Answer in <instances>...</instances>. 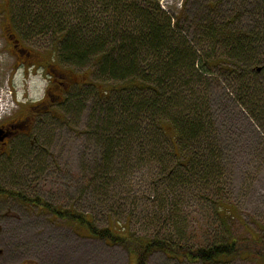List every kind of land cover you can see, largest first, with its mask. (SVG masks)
Wrapping results in <instances>:
<instances>
[{
	"label": "rangeland",
	"instance_id": "374dc122",
	"mask_svg": "<svg viewBox=\"0 0 264 264\" xmlns=\"http://www.w3.org/2000/svg\"><path fill=\"white\" fill-rule=\"evenodd\" d=\"M67 2L59 0L58 5L64 8ZM92 2L97 4L90 9L99 28L113 26L111 9L99 5L97 0ZM32 3L0 0V107H4L0 111V126H14L8 145L0 150V189L40 197L60 209H75L88 215L98 228H113L115 224L119 234L131 231L136 237H158L190 249L225 242L228 237L243 242L259 237L264 240V121L259 122V128L238 105L239 89L232 77L215 71L206 82L218 132L219 172L213 177L191 174L192 180L200 179L198 186L176 191L178 205L173 206L174 196L169 198L166 193L163 197L161 192L172 182L164 172L159 173L161 165L145 168V156L139 162L136 157L133 169L126 173L97 176L95 168L107 159L104 147L91 133L90 118L96 103L92 92L81 93L76 105L68 101L56 104L51 115L41 112L43 104L29 109L46 101L49 82L43 68L30 63L53 60L58 64L56 35L34 31L26 20ZM152 4L171 18L173 29L197 49L199 46V50L212 47H206L207 37L198 30L200 20L243 31L264 24V0H154ZM261 33L256 34L264 50ZM8 36L19 39L23 47L31 50L33 59L18 57ZM58 65L61 70L74 73L81 83L72 88L65 100L83 92L80 88H85V84L96 81L90 76L91 63L75 68ZM259 80H264V74ZM119 85L117 81L109 83L111 90ZM165 131L174 136L169 125H165ZM170 144L175 151L174 140ZM159 152L163 156L164 152ZM123 155H114L112 164L123 161ZM185 160L183 154L180 161L183 164ZM168 165L172 168L175 164ZM176 167L178 164L176 172L184 173ZM194 167L191 165L192 171L197 169ZM221 204L235 215L227 217L224 223ZM242 251L239 256L210 264H264V250L259 253L248 249L251 255L244 253L245 249ZM27 262L135 264L134 256L123 247L88 237L82 229L62 220L54 221L37 207L0 193V264ZM148 264L203 263L156 252L149 257Z\"/></svg>",
	"mask_w": 264,
	"mask_h": 264
},
{
	"label": "trees",
	"instance_id": "16d2710c",
	"mask_svg": "<svg viewBox=\"0 0 264 264\" xmlns=\"http://www.w3.org/2000/svg\"><path fill=\"white\" fill-rule=\"evenodd\" d=\"M28 1L33 2L26 11L29 27L56 35L58 64L75 68L91 63L90 76L96 81L85 84V88H80L83 92L64 102L76 105L81 93L87 91L96 100L91 108L90 128L92 136L104 147L107 159L94 170L100 178L120 171L126 173L133 169L136 157L139 162L145 156V168L161 165L159 173L164 172L172 182L165 185L166 192H161L163 197L166 193L169 198L174 196L171 202L176 206V191L198 186L200 179L192 180L191 174L217 175L221 167L220 156L216 155L218 132L206 90L208 76L215 71L232 77L239 89L238 94L234 91L237 103L250 120L256 126L264 121V80H259L264 74V50L256 34L264 33V24L243 31L200 20L198 30L207 37L206 47H212L199 50V46L197 49L173 29L171 18L152 4L154 0H97L99 5L111 9L115 20L113 26L102 28L91 13L90 7L97 5L94 0H65V10L58 5L59 0ZM255 67H260V72ZM111 81L120 85L111 90ZM165 125L173 129L174 136L166 133ZM173 140L175 151L170 148ZM122 154L123 161L113 165L114 155ZM183 154L184 165L180 161ZM169 163L175 165L171 168ZM177 164L183 174L175 171ZM191 165L200 170L192 171ZM0 193L37 207L54 221L62 220L82 229L88 237L123 247L134 256L135 264H148L156 252L210 264L239 256L244 249L247 255H251L248 249L259 253L264 250L260 237L251 242L228 237L225 242L190 249L167 239L136 237L131 231L119 234L115 224L113 228H98L88 215L75 209H60L40 197L10 190L0 189ZM219 206L223 223L227 217L235 216L229 207Z\"/></svg>",
	"mask_w": 264,
	"mask_h": 264
},
{
	"label": "flooded vegetation",
	"instance_id": "af4514ba",
	"mask_svg": "<svg viewBox=\"0 0 264 264\" xmlns=\"http://www.w3.org/2000/svg\"><path fill=\"white\" fill-rule=\"evenodd\" d=\"M12 36L15 37L13 34H11V37ZM8 38L10 37L8 36ZM9 41L12 44V48L17 53L18 57L32 58L33 55L32 51L23 47L19 39L10 38ZM44 61H45L44 63H41L37 61L35 62L33 60V62H31L30 64L32 67L34 66L42 67L43 72L46 73V77L49 79L47 85V91L45 92L47 99L45 102H40L37 105L29 106V109L35 110L37 109L38 106H42L43 104L45 106L43 107V111L41 112L49 113L51 115L53 114L52 109L54 108V106L60 102H64L67 94H69L72 91V88L81 85V83L77 81V77L74 73L61 70L62 67L60 68V66L57 63H55L53 60L52 61L44 60ZM13 129H14L13 125L0 126V130L2 131V136H5L2 139V141H0V150L2 146L8 145V141L10 140L12 134L14 133ZM4 153L6 154L7 151L6 152L3 151V154Z\"/></svg>",
	"mask_w": 264,
	"mask_h": 264
},
{
	"label": "water",
	"instance_id": "95a60500",
	"mask_svg": "<svg viewBox=\"0 0 264 264\" xmlns=\"http://www.w3.org/2000/svg\"><path fill=\"white\" fill-rule=\"evenodd\" d=\"M260 67H258V68H256V71L258 72V71H260ZM5 136H2V131L0 130V141H2V139L4 138ZM25 264H34V263H32V262H27V263H25Z\"/></svg>",
	"mask_w": 264,
	"mask_h": 264
},
{
	"label": "bare ground",
	"instance_id": "6f19581e",
	"mask_svg": "<svg viewBox=\"0 0 264 264\" xmlns=\"http://www.w3.org/2000/svg\"><path fill=\"white\" fill-rule=\"evenodd\" d=\"M1 102H2V101H0V104H1ZM0 106H1V105H0ZM1 109H4V107H0V111H1Z\"/></svg>",
	"mask_w": 264,
	"mask_h": 264
}]
</instances>
